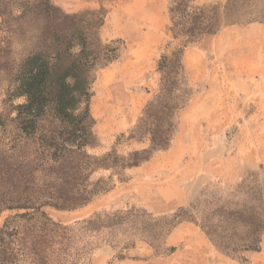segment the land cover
Instances as JSON below:
<instances>
[{"label":"rangeland","instance_id":"rangeland-1","mask_svg":"<svg viewBox=\"0 0 264 264\" xmlns=\"http://www.w3.org/2000/svg\"><path fill=\"white\" fill-rule=\"evenodd\" d=\"M51 1L67 14L103 8L98 34L116 49L94 73L90 155L148 147V136H128L159 93L162 57L180 56L165 70L180 104L168 148L120 173L93 171L89 180L109 188L80 209L45 208L67 227L76 264H264V232L258 252L226 256L199 225H221L236 240L233 217L219 211L249 205L253 191L264 201V0H194L218 29L192 42L174 38L171 0Z\"/></svg>","mask_w":264,"mask_h":264},{"label":"trees","instance_id":"trees-1","mask_svg":"<svg viewBox=\"0 0 264 264\" xmlns=\"http://www.w3.org/2000/svg\"><path fill=\"white\" fill-rule=\"evenodd\" d=\"M169 14L175 39L192 42L218 29L215 17L194 0H171ZM104 18L103 8L67 14L51 0H0V216L14 212L0 224V264H76L67 227L45 208L80 209L109 188L89 180L93 171L120 173L169 146L180 104L171 98L176 79L165 78V70L178 66L177 53L162 57L159 93L128 136H148V147L127 157L115 149L102 157L87 153L96 146L90 112L94 73L116 58L112 43H102L98 34ZM261 196L253 191L249 205L219 211L225 220L233 217L236 240L225 238L221 225L199 224L226 256L260 250Z\"/></svg>","mask_w":264,"mask_h":264}]
</instances>
